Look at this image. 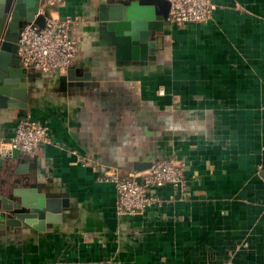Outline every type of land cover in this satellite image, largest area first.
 <instances>
[{
  "label": "crops",
  "instance_id": "1",
  "mask_svg": "<svg viewBox=\"0 0 264 264\" xmlns=\"http://www.w3.org/2000/svg\"><path fill=\"white\" fill-rule=\"evenodd\" d=\"M120 1L64 0L74 64L25 71L27 108L0 116L7 142L26 116L49 138L23 155L24 172H0L32 177L45 202L32 226L0 221V264H264V0H212L209 22L171 23L155 54L130 65L100 45V15ZM168 158L186 162L183 185L119 215L100 166L130 173ZM47 200L67 205L54 213Z\"/></svg>",
  "mask_w": 264,
  "mask_h": 264
},
{
  "label": "water",
  "instance_id": "2",
  "mask_svg": "<svg viewBox=\"0 0 264 264\" xmlns=\"http://www.w3.org/2000/svg\"><path fill=\"white\" fill-rule=\"evenodd\" d=\"M39 5L40 0H0V116L8 110L27 108V73L19 65L17 46L20 32L27 24L33 21L39 29L44 27L49 11L34 18ZM169 10L166 0H123L110 6L99 18L100 45L115 63L130 65L146 61L156 52L155 41L170 29ZM6 142L4 131H0V172L21 174L26 168L23 154L18 150H3ZM12 161H16L15 168ZM152 163L136 162L133 172L145 171ZM31 178L26 175L9 182L0 179V221L10 228L32 226L37 208L45 204L42 200L37 203L36 191L40 185L31 183ZM19 184L25 188H18ZM62 204L67 205L66 201L47 200L46 209L58 213Z\"/></svg>",
  "mask_w": 264,
  "mask_h": 264
},
{
  "label": "built area",
  "instance_id": "3",
  "mask_svg": "<svg viewBox=\"0 0 264 264\" xmlns=\"http://www.w3.org/2000/svg\"><path fill=\"white\" fill-rule=\"evenodd\" d=\"M170 4L169 20L172 24H205L212 18L215 9L212 0H166ZM64 0H40L34 18L49 11L42 29L32 21L19 35L17 56L25 71L42 74L63 73L70 68L78 55L79 48L73 34L74 19L61 17L59 7ZM49 141L45 125L26 116L20 119L12 138L2 145L5 151L18 150L23 155H32ZM101 177L115 185L117 213L137 216L149 208L159 205L156 191L166 185L180 188L185 180L186 162L179 158H168L152 163L142 172L121 173L100 166ZM264 205V194L262 198ZM231 264V263H225Z\"/></svg>",
  "mask_w": 264,
  "mask_h": 264
}]
</instances>
